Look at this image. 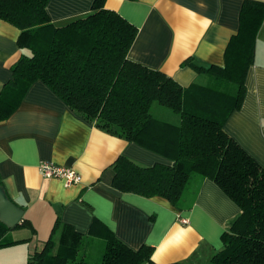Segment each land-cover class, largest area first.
Instances as JSON below:
<instances>
[{"label": "crops", "instance_id": "0c3cea01", "mask_svg": "<svg viewBox=\"0 0 264 264\" xmlns=\"http://www.w3.org/2000/svg\"><path fill=\"white\" fill-rule=\"evenodd\" d=\"M243 2L105 0L104 6L137 28L128 58L160 69L187 87L206 84L210 78L207 71L183 64L185 59L200 67L224 66L230 37L240 27ZM92 4L93 0H48L46 11L53 23L63 24L90 12ZM18 35L15 25L0 18V90L22 52ZM152 114L171 123L180 119L156 104ZM223 127L264 166V19L244 76L241 104ZM120 154L140 165L173 162L95 126L44 82L31 83L18 106L0 121V183L24 209L20 222L6 234L26 238L0 247V264H26L50 236L57 244L63 228L90 236L91 245H99V257L102 235L110 231L132 248L152 246L151 261L144 264H213L211 258L222 248V234L239 214V206L215 181L196 173L190 175L177 205L158 195L120 191L112 186V163ZM43 160L71 167L80 179L66 186L64 178L43 175L38 169Z\"/></svg>", "mask_w": 264, "mask_h": 264}, {"label": "trees", "instance_id": "16d2710c", "mask_svg": "<svg viewBox=\"0 0 264 264\" xmlns=\"http://www.w3.org/2000/svg\"><path fill=\"white\" fill-rule=\"evenodd\" d=\"M104 1L93 0L90 12L55 24L46 11L48 0H0V18L19 29L17 44L22 50L10 67L12 77L0 90V121L18 106L31 83L44 82L95 126L173 161L140 165L120 154L112 163L113 187L162 196L177 205L191 174L211 178L240 208L223 232V246L212 256V263L264 264V166L223 127L242 101L244 76L264 19V1L244 0L240 27L230 37L223 67H200L190 58L183 61L207 71L210 78L206 84L187 87L160 69L128 58L137 28L117 11L106 8ZM155 104L178 113L179 122L154 116L151 109ZM9 229L0 221V247L26 239H13L6 234ZM102 236L104 249L99 262L77 256L90 236L63 228L57 244L50 236L30 254L26 264L151 261L152 246L132 248L110 231Z\"/></svg>", "mask_w": 264, "mask_h": 264}, {"label": "water", "instance_id": "95a60500", "mask_svg": "<svg viewBox=\"0 0 264 264\" xmlns=\"http://www.w3.org/2000/svg\"><path fill=\"white\" fill-rule=\"evenodd\" d=\"M23 212L24 209L7 196L3 185L0 183V221L11 228L20 222Z\"/></svg>", "mask_w": 264, "mask_h": 264}, {"label": "built area", "instance_id": "2783aa9c", "mask_svg": "<svg viewBox=\"0 0 264 264\" xmlns=\"http://www.w3.org/2000/svg\"><path fill=\"white\" fill-rule=\"evenodd\" d=\"M38 169L45 176L64 178L66 186L80 179V175L71 167L58 165L49 160L41 161L38 164Z\"/></svg>", "mask_w": 264, "mask_h": 264}, {"label": "rangeland", "instance_id": "374dc122", "mask_svg": "<svg viewBox=\"0 0 264 264\" xmlns=\"http://www.w3.org/2000/svg\"><path fill=\"white\" fill-rule=\"evenodd\" d=\"M159 107L167 109L173 115L179 116L178 113L173 112L170 108H168L166 106L159 105ZM151 111H152V109H151ZM158 117H159V115H158ZM96 241H102L103 242V240H99V239H97ZM39 249H40V247H38V250ZM103 249H104V245L102 246V249H101V253H100L101 255H102ZM77 251H78V255H77L78 257L83 256L84 259L89 261V262H99L101 259V257L98 256V251H100L99 245L98 244H92L91 245L90 241L84 240Z\"/></svg>", "mask_w": 264, "mask_h": 264}]
</instances>
